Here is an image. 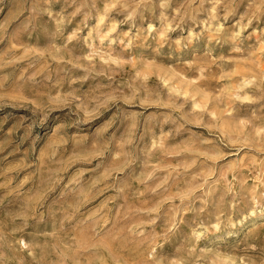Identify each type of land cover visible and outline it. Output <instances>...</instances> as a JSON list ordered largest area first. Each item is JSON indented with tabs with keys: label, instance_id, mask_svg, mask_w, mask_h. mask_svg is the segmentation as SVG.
I'll list each match as a JSON object with an SVG mask.
<instances>
[{
	"label": "rangeland",
	"instance_id": "1",
	"mask_svg": "<svg viewBox=\"0 0 264 264\" xmlns=\"http://www.w3.org/2000/svg\"><path fill=\"white\" fill-rule=\"evenodd\" d=\"M0 264H264V0H0Z\"/></svg>",
	"mask_w": 264,
	"mask_h": 264
}]
</instances>
